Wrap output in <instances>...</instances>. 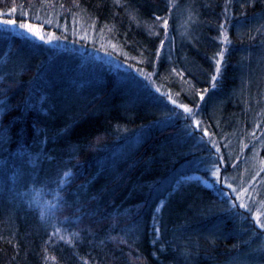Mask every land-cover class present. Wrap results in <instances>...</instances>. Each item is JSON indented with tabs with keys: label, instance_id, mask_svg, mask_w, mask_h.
<instances>
[{
	"label": "trees",
	"instance_id": "1",
	"mask_svg": "<svg viewBox=\"0 0 264 264\" xmlns=\"http://www.w3.org/2000/svg\"><path fill=\"white\" fill-rule=\"evenodd\" d=\"M13 8L18 22L29 11L32 23L51 20L43 30L59 39L0 28V264H233L256 247L264 264L253 219L264 196L248 212L222 184L225 174L247 189L238 170L264 180V0H0V18ZM57 86L85 91L88 103L59 111ZM162 93L192 107L200 130ZM134 140L116 163L114 151ZM202 163L219 167L220 183L166 202L165 250L156 249L152 217L167 180ZM62 169L73 176L58 187Z\"/></svg>",
	"mask_w": 264,
	"mask_h": 264
},
{
	"label": "rangeland",
	"instance_id": "2",
	"mask_svg": "<svg viewBox=\"0 0 264 264\" xmlns=\"http://www.w3.org/2000/svg\"><path fill=\"white\" fill-rule=\"evenodd\" d=\"M0 28H6L11 30V35H14L16 33V31H14L12 29L11 26H6V25H2L0 24ZM21 32L24 33V35H28L33 37L32 35L24 32L23 30H20ZM8 35V34H7ZM37 39V38H36ZM68 62L64 61L62 63L61 66L67 64ZM72 64V62H70ZM89 82V81H88ZM125 84L130 87V91H128V93L125 91L128 88H123L124 92L127 93V96H131L134 95V90H132V87L134 86L135 83H132L131 81H126ZM70 86H74V83L71 84ZM58 87V86H57ZM90 92H95L94 87H89L88 88ZM143 91H141L140 93H142ZM84 95H70L67 94L66 91H64L63 88L58 87V90L54 89V93H53V99L54 101H57V104L54 106V108L59 109V111L62 109L63 111H65L66 108V104L69 103L68 109H75L80 105H84L86 103H88L89 100V96L85 95V91H83ZM135 140H140V139H135ZM134 140V141H135ZM136 143H131L130 145L121 148V149H117L114 152V156L112 157V159L118 164L120 165V162L127 156L133 154L138 148H139V142L135 141ZM118 166H115L113 168V172L114 170H117L119 168ZM213 166H206L205 163H202L200 165V167H198L200 169V171L198 172H189L186 174L181 175L180 172H178V174H175V177L172 179L170 178L169 180H167V182H170V192L165 196H163L162 199H160L157 203V205L155 206V210L153 212V217H152V224H151V233H152V242L153 245L155 247H157L156 249H159L160 251H164L165 248L159 245L160 239H159V231H157V229L159 230V217H160V213L162 208L164 207V205L166 204V202L173 196L175 195L178 191H180L182 188L184 187H188V186H195V187H199L202 189H213L216 190V187L214 186L213 182H215V178L211 176V172L210 169H212ZM195 167L193 164H186L183 167V171L187 172V171H191L193 170ZM201 171H204L206 173H209V178L208 179L206 177H204L203 175L200 174ZM246 171L243 170H238L236 172H234L232 178L234 181H236L237 183H239L240 185H244L247 186V189L244 188H238L236 185L232 184L228 178H226L225 174H223V179H222V184L224 186L227 187V185L231 184L232 185V189H235L236 192H233L232 189H229L231 191V193L236 197L237 193L240 194V200L238 201L239 203L241 201H243L245 204L249 205L250 204V200L254 201H258V197H257V193L256 192H261L262 195L264 196V180L261 181V184L259 185L256 181L255 178L251 176V174H246ZM221 170H220V178H221ZM228 188V187H227ZM167 187L163 186L160 190V193L163 192L164 190H166ZM246 190V191H245ZM219 191V190H218ZM220 193L224 194V192H218V195H220ZM256 199H255V197ZM258 210H261L259 207H257V209L254 211L257 212ZM264 211V210H262ZM262 219H264V215H262ZM264 231V229H261ZM259 243L262 246V249L264 250V236H262L259 239ZM159 252L156 251V254L158 255ZM260 251L257 249H254L252 251H250L248 254L242 256L236 263L233 264H261L260 262ZM159 256V255H158Z\"/></svg>",
	"mask_w": 264,
	"mask_h": 264
},
{
	"label": "snow or ice",
	"instance_id": "3",
	"mask_svg": "<svg viewBox=\"0 0 264 264\" xmlns=\"http://www.w3.org/2000/svg\"><path fill=\"white\" fill-rule=\"evenodd\" d=\"M118 2V0H117ZM17 13V8H13L10 10L9 18H0V24L2 25H6V26H13V27H19L21 30H23L24 32L32 35L33 37L41 40L44 43H51L53 40H58L59 37H57L54 33H45L43 30V24H51L52 21L51 20H45V21H40V17L39 15L35 16V20L37 21V23H32L30 22V20L32 19L31 16V11L24 13L23 15H28L29 16V22H18L16 19L11 18L12 14ZM4 13H0V17H3ZM157 19H160L159 17H157ZM221 27H223V25H221ZM164 28H167V21H164ZM109 31H111V29H109ZM221 35H223V33H221ZM225 42L227 43V37L225 36ZM113 49H115V45H112ZM217 55L221 56L222 59V54L221 53H217ZM220 64L221 61L217 60L216 61V66H215V73L219 74L220 72ZM175 71V70H174ZM145 79H148V77L146 76ZM217 79L216 75H212L211 80H212V87H215V81ZM156 91L159 93L160 92V88H156ZM166 96V99L175 107V109H180L182 110L180 115L183 116V118L186 121H190L191 123L188 125L190 128L193 129V132L196 130H200V124L201 122L196 120V112L192 107H189L187 104L184 103H178L175 99H173L172 95L170 93L167 94H163ZM196 95L199 96V99L201 101L204 100V95L201 93H196ZM176 113L173 112L172 110H169L168 113H166L165 115H175ZM190 135L192 133H189ZM203 134L205 136L208 135L207 130H203ZM44 141H41V143H43ZM217 151H219V149H217ZM211 172V176L215 178V183H220V169L218 166L213 165L212 169H210ZM73 176V173L71 172L70 169H62L59 171V175H58V179H57V185L58 187L60 185L63 184V181L65 179H67L69 181V183L71 182V178ZM227 187L229 189H232V185L229 184L227 185ZM233 192H236L235 189H232ZM246 191V190H245ZM236 201L240 200V194L237 193L236 197H235ZM228 201H230V208L229 211H231L232 209L237 207V204L235 201L232 200L231 197H228ZM57 207V205H51V208H55ZM239 208L245 209L248 212H252V209L245 204L243 201H241L238 205ZM264 202H261V210H258L257 212H255L253 214V219L255 221V224L258 228L260 229H264V219H262V215H264ZM41 219H46L45 216V212L44 210H41ZM52 216H54V213H51ZM67 219V218H65ZM60 229H56V232H59ZM157 231H159L157 229ZM73 236H79V233H72ZM61 239H64V237H61ZM112 239H115V237H113ZM68 243H71V239H69L67 241ZM123 242V241H122Z\"/></svg>",
	"mask_w": 264,
	"mask_h": 264
}]
</instances>
